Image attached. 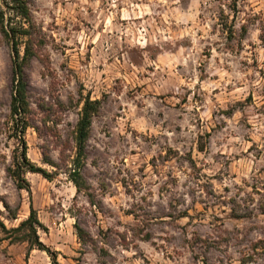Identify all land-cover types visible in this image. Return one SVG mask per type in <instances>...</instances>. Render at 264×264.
Wrapping results in <instances>:
<instances>
[{"label": "rangeland", "instance_id": "obj_1", "mask_svg": "<svg viewBox=\"0 0 264 264\" xmlns=\"http://www.w3.org/2000/svg\"><path fill=\"white\" fill-rule=\"evenodd\" d=\"M27 1L25 139L48 176L25 173L29 191L6 171L22 147L0 28V264H52L13 230L31 205L61 264H264V0ZM86 97L100 109L78 190Z\"/></svg>", "mask_w": 264, "mask_h": 264}, {"label": "trees", "instance_id": "obj_2", "mask_svg": "<svg viewBox=\"0 0 264 264\" xmlns=\"http://www.w3.org/2000/svg\"><path fill=\"white\" fill-rule=\"evenodd\" d=\"M12 9L17 16H20L22 21L6 23L5 13L0 8V28L4 36L12 42L14 52V69H13V94L11 99V117L13 122V135L21 142L22 149L15 156V165L6 168L7 174L14 178L17 186L20 189L31 190L30 183L25 177L27 172L41 173L48 176L45 169L35 164L28 156V145L25 139V133L30 126L28 113L30 112V104L28 100V86L24 72L25 66L35 53L36 38L34 35V20L28 6L27 0H11ZM26 37L25 53L20 54L19 39ZM100 101L92 100L86 97L82 113L75 128V148L76 155L73 160V169L71 178L78 190H82L80 182V169L83 166L86 158V144L91 134L93 117L99 112ZM20 149V148H19ZM49 155L46 156V162L52 163ZM40 225V220L36 209L31 205L30 215L23 220L20 225L14 228V231L26 230L24 238L28 240L33 248H38L46 251L51 259L52 264H61L58 260L56 250H51L39 237L37 227ZM79 228L80 235L83 233Z\"/></svg>", "mask_w": 264, "mask_h": 264}]
</instances>
